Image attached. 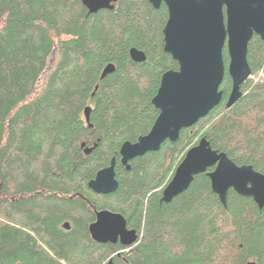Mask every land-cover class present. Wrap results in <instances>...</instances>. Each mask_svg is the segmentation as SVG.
<instances>
[{
	"label": "trees",
	"instance_id": "1",
	"mask_svg": "<svg viewBox=\"0 0 264 264\" xmlns=\"http://www.w3.org/2000/svg\"><path fill=\"white\" fill-rule=\"evenodd\" d=\"M168 17L164 2L155 8L150 0H119L98 13L83 0H0V264H264V208L252 198L232 189L226 208L203 173L171 202L161 200L203 137L264 174L260 36L248 48L253 77L233 107L226 72L221 103L197 125L133 159L130 169L121 162L122 145L148 134L159 115L153 99L163 74L179 69L165 51ZM133 48L147 60L135 62ZM224 58L228 64L227 48ZM110 64L115 70L102 79ZM115 155L117 191L93 192L89 181ZM105 209L137 229L135 244L93 240L89 227Z\"/></svg>",
	"mask_w": 264,
	"mask_h": 264
},
{
	"label": "water",
	"instance_id": "2",
	"mask_svg": "<svg viewBox=\"0 0 264 264\" xmlns=\"http://www.w3.org/2000/svg\"><path fill=\"white\" fill-rule=\"evenodd\" d=\"M119 0H83L90 13L102 9H114ZM155 8L164 2L169 17L164 28L165 51L178 61V70L166 71L160 88L153 99L159 115L146 135L136 142L126 141L119 152L121 162L130 169V161L148 152L160 150L167 140L180 138L181 132L193 128L217 107L224 92L221 85L228 72L232 78V90L226 106L233 107L242 97L241 89L252 75L248 62L249 43L255 35L264 40V0H150ZM227 48L229 63L224 50ZM135 62L147 60L145 52L133 48ZM115 70L110 64L101 78ZM98 89V87L96 88ZM92 108L85 109L90 122ZM90 126H92L90 124ZM86 143L82 144L85 147ZM93 147L86 148L89 154ZM116 155L109 166L101 169L89 181V188L97 194L117 191ZM206 173L211 179L213 192L228 207V196L233 189L239 195L252 198L259 209L264 208V174L252 165H238L227 153L215 150L203 137L185 154L170 183L163 191L162 201L171 202L185 192L195 176ZM66 229L70 223L64 224ZM90 234L98 243L118 242L130 247L139 239L137 229L129 228L127 218L109 209L97 212L91 223ZM109 264H114L111 260ZM247 264H258L250 261Z\"/></svg>",
	"mask_w": 264,
	"mask_h": 264
},
{
	"label": "rangeland",
	"instance_id": "3",
	"mask_svg": "<svg viewBox=\"0 0 264 264\" xmlns=\"http://www.w3.org/2000/svg\"><path fill=\"white\" fill-rule=\"evenodd\" d=\"M56 60H57V53L55 52V53H53V54L51 55V57H50V59H49V63H48V68H47V70L45 71L43 77H42L41 80H40V83H39L38 86H37V87H38V92H40V91L42 90V88L44 87V84H45V82H46L48 76L50 75V73H51V71H52V69H53V67H54V65H55ZM259 75L263 76L264 73L261 72ZM199 141H200V140H199ZM192 147H193V146H192ZM109 263H110V262H109Z\"/></svg>",
	"mask_w": 264,
	"mask_h": 264
},
{
	"label": "flooded vegetation",
	"instance_id": "4",
	"mask_svg": "<svg viewBox=\"0 0 264 264\" xmlns=\"http://www.w3.org/2000/svg\"><path fill=\"white\" fill-rule=\"evenodd\" d=\"M225 51V50H224Z\"/></svg>",
	"mask_w": 264,
	"mask_h": 264
}]
</instances>
